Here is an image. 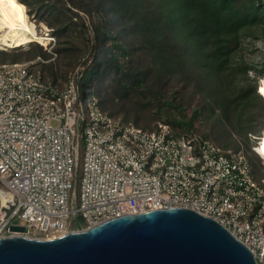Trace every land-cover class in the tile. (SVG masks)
<instances>
[{
  "label": "built area",
  "instance_id": "2783aa9c",
  "mask_svg": "<svg viewBox=\"0 0 264 264\" xmlns=\"http://www.w3.org/2000/svg\"><path fill=\"white\" fill-rule=\"evenodd\" d=\"M40 32V30H39ZM0 64V231L54 238L123 215L187 208L212 218L264 264V159L257 171L242 153L224 155L189 131L158 123L142 130L81 99L84 67L60 87L37 62ZM90 45L91 32L86 35ZM90 52V50H89ZM263 174V176H262ZM19 219L23 225L13 223ZM81 222V223H80ZM24 231H11L10 226Z\"/></svg>",
  "mask_w": 264,
  "mask_h": 264
},
{
  "label": "trees",
  "instance_id": "16d2710c",
  "mask_svg": "<svg viewBox=\"0 0 264 264\" xmlns=\"http://www.w3.org/2000/svg\"><path fill=\"white\" fill-rule=\"evenodd\" d=\"M17 1L25 5L28 16L35 13L32 19L44 14L53 17L58 28L45 27L55 40L70 26L78 27L85 45L76 64L84 67L78 81L79 96L95 99L107 116L119 119L118 112H123L121 122L147 131L158 123L176 134L192 131L226 156L243 153L240 143L247 145L249 135L260 137L264 130V104L256 83L247 76L253 70L259 79L264 77V58L257 68L233 62L243 38L264 36V0ZM88 32L93 36L92 45ZM4 52L0 51L3 57L7 55ZM43 52L36 45L32 56L42 55L46 61L50 57ZM10 61L17 63L12 56ZM50 63L37 62L33 67L45 77H54L52 67L46 66ZM108 79L116 88L112 102H121L131 91L143 98L147 94V106L158 119L142 124L138 113L108 109L110 99L92 87L94 81L103 84ZM178 86L189 90L187 104L198 98L188 118L186 106L177 101ZM151 120L159 121L150 127ZM197 121L210 124L208 131L199 132L194 127ZM177 127L181 130H174ZM245 157L259 171L260 160L256 166Z\"/></svg>",
  "mask_w": 264,
  "mask_h": 264
},
{
  "label": "water",
  "instance_id": "95a60500",
  "mask_svg": "<svg viewBox=\"0 0 264 264\" xmlns=\"http://www.w3.org/2000/svg\"><path fill=\"white\" fill-rule=\"evenodd\" d=\"M11 231H24L10 226ZM0 264H256L212 218L187 208L123 215L50 239L0 237Z\"/></svg>",
  "mask_w": 264,
  "mask_h": 264
},
{
  "label": "rangeland",
  "instance_id": "374dc122",
  "mask_svg": "<svg viewBox=\"0 0 264 264\" xmlns=\"http://www.w3.org/2000/svg\"><path fill=\"white\" fill-rule=\"evenodd\" d=\"M29 1V0H28ZM54 0H50V2H53ZM35 14V13H33ZM30 15V20L36 25L37 31L40 33L43 32V26H47L49 29L50 27L55 30V28H58V26L55 27V24L58 25V23H55V20L52 16H48L47 14L44 15H35L34 19L32 17L34 15ZM36 21V22H35ZM96 21V18H95ZM48 23H51L52 26H50ZM56 36V35H55ZM260 37V36H259ZM41 47L39 44H29L25 47H20L13 50H8L4 52L5 57L3 55H0V60L3 59L5 63H10L11 56L15 58V62L22 63L26 62L31 59H35L37 56H32V50L35 48V46ZM85 45L82 40V35L79 33L78 27L70 26L68 29L64 31V33L56 36V47L55 52L57 54L56 58L51 61L50 64L46 66H51L52 71L54 73V81L61 87L65 81V78L67 74L72 71V69L76 66L78 61H80L82 57V53L84 52ZM43 48L41 47V52H43ZM45 55H48L47 53L43 52ZM38 55V54H37ZM42 59V55H39ZM49 56V55H48ZM264 58V36L263 38L258 39H251V38H243L241 40V44L239 46V49L235 52L233 56V62L242 61L243 63H246L248 66L251 67H259V64ZM2 62V61H0ZM46 73V74H45ZM44 74L47 75V71H44ZM247 76L249 79H251L252 83H256V86H258V83L260 81L259 77L254 73L253 70H250L247 72ZM92 87L96 89V91H99L103 97L106 99H110L107 101V108H113L114 109H124L128 110L129 113H138V116L140 117L141 123H146L148 119L157 118L156 112L153 109H149L146 103V97H142V95L138 94L136 91H131L129 96L126 99H123L121 102L113 101L112 98L116 95L114 93L115 86L113 84V81L111 79L106 80L103 84L99 83V81H94L92 84ZM165 89H168V87H165ZM178 91L177 95V101L178 99L186 106L185 109V115L188 118L191 113V108L193 106H196L198 103L197 96L194 97L191 101L188 103V89L180 88L179 86L175 89ZM257 91V88H256ZM262 101V99H261ZM177 103V102H176ZM264 104V102H263ZM167 109V108H166ZM123 110V111H124ZM124 113L118 112L116 118L123 119ZM160 120V119H159ZM159 120H151L149 123V126L152 127V125L155 123L154 121ZM264 123V120H263ZM210 124L203 123L201 121H197L194 123V127L197 128L199 132L208 131ZM174 130H181V128L177 127ZM261 132V131H260ZM259 134V133H258ZM248 143L245 145L244 143H240L239 149L242 151L244 155L248 156L253 163L257 165V160H259L257 157L252 154L251 147L254 145V136H248ZM257 158V159H256ZM261 166V163L259 164ZM260 171V169H259ZM13 223L17 225H23V222L17 218L13 219ZM81 223V222H80ZM81 229H86L85 225H82L80 227ZM72 231H76L77 227L74 222L73 226H71ZM7 233L6 229H2L0 231V235H5ZM32 237H39L37 235H33Z\"/></svg>",
  "mask_w": 264,
  "mask_h": 264
},
{
  "label": "bare ground",
  "instance_id": "6f19581e",
  "mask_svg": "<svg viewBox=\"0 0 264 264\" xmlns=\"http://www.w3.org/2000/svg\"><path fill=\"white\" fill-rule=\"evenodd\" d=\"M44 27V25L42 24ZM43 34L37 31L36 25L30 20L24 4L14 0H0V51H8L25 47L31 43L45 44L46 38ZM257 94L264 102V77H262L257 86ZM259 142L256 151L264 159V130L260 137H256ZM83 230V229H82ZM74 232V231H72ZM8 236L30 237L23 234L13 233ZM62 236V235H60ZM3 237V236H0ZM55 238V237H54ZM41 239H50L41 238Z\"/></svg>",
  "mask_w": 264,
  "mask_h": 264
},
{
  "label": "snow or ice",
  "instance_id": "6c2138e0",
  "mask_svg": "<svg viewBox=\"0 0 264 264\" xmlns=\"http://www.w3.org/2000/svg\"><path fill=\"white\" fill-rule=\"evenodd\" d=\"M10 2H14V0H10Z\"/></svg>",
  "mask_w": 264,
  "mask_h": 264
}]
</instances>
